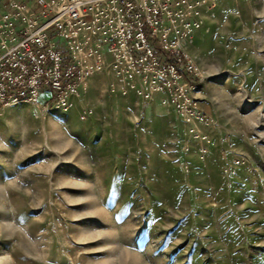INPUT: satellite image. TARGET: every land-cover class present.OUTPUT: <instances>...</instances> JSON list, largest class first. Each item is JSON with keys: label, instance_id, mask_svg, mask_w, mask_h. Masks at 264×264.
Listing matches in <instances>:
<instances>
[{"label": "rangeland", "instance_id": "374dc122", "mask_svg": "<svg viewBox=\"0 0 264 264\" xmlns=\"http://www.w3.org/2000/svg\"><path fill=\"white\" fill-rule=\"evenodd\" d=\"M188 47L201 140L107 71L69 111L0 106V264H264V0H217Z\"/></svg>", "mask_w": 264, "mask_h": 264}, {"label": "built area", "instance_id": "2783aa9c", "mask_svg": "<svg viewBox=\"0 0 264 264\" xmlns=\"http://www.w3.org/2000/svg\"><path fill=\"white\" fill-rule=\"evenodd\" d=\"M216 4L0 0V106L39 105L46 96L45 106L69 111L88 81L107 71L123 94L148 102L162 94L199 140L200 125L211 118L198 105L202 75L188 46ZM207 152L201 148L202 156Z\"/></svg>", "mask_w": 264, "mask_h": 264}, {"label": "bare ground", "instance_id": "6f19581e", "mask_svg": "<svg viewBox=\"0 0 264 264\" xmlns=\"http://www.w3.org/2000/svg\"><path fill=\"white\" fill-rule=\"evenodd\" d=\"M154 98V97H153ZM238 102H239V104L240 105H243V104H248V101H247V99L244 97V96H242V95H239L238 96V100H237ZM250 104V103H249ZM251 105H253V103L251 102ZM254 107H256V105H253V108ZM254 116L255 117H262V114H261V112H260V108L258 109H256V112L254 113ZM251 121H253V119H250ZM255 124V123H254ZM199 140H201V139H199ZM203 140V139H202Z\"/></svg>", "mask_w": 264, "mask_h": 264}]
</instances>
